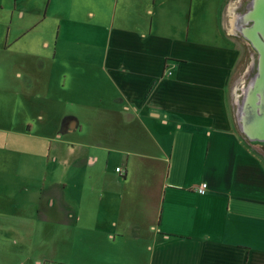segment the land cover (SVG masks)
<instances>
[{
  "label": "crops",
  "instance_id": "0c3cea01",
  "mask_svg": "<svg viewBox=\"0 0 264 264\" xmlns=\"http://www.w3.org/2000/svg\"><path fill=\"white\" fill-rule=\"evenodd\" d=\"M228 2L0 0V264H264ZM11 92L28 105L14 122Z\"/></svg>",
  "mask_w": 264,
  "mask_h": 264
},
{
  "label": "rangeland",
  "instance_id": "374dc122",
  "mask_svg": "<svg viewBox=\"0 0 264 264\" xmlns=\"http://www.w3.org/2000/svg\"><path fill=\"white\" fill-rule=\"evenodd\" d=\"M230 7L233 8L234 15L233 17L228 16V19L225 21V23L227 22L225 27L227 25V27L231 28L232 32H235V45L242 50L239 64L233 73L232 85L230 86L231 90L235 87L239 89L238 99L234 95L231 96L230 107L232 116L240 129L242 127L239 121L243 119V137L247 142L255 145L260 155L264 157V138L259 136L254 137V133H251L255 128L252 126L254 118H252L251 124L248 123L255 109H257L259 116L262 114V111L259 107L254 109L251 103L247 101L254 98L257 104L261 103L264 99V0H229L228 7L226 8L229 10ZM199 22L202 23V29L205 32L197 31L202 33V35L204 34L205 39H213L214 32L218 30L217 21H215L214 17H203ZM199 22L195 24L196 28H198ZM62 61L65 62V60ZM60 68L63 67L61 66ZM60 68H56L55 90L61 97H65L67 65L63 69ZM22 102L25 101L20 93L11 92L6 94L2 108L5 115L8 116V120L10 118L14 122L12 119L18 118L19 110H24L28 107L27 104ZM36 124L38 128L40 122L36 120ZM55 124L58 123H52L54 126ZM54 126H51L53 142H51L52 153L50 158H56L61 163L63 140L58 139ZM60 173L58 172L57 175ZM57 175L53 177L56 179L58 178ZM47 252L45 251V253Z\"/></svg>",
  "mask_w": 264,
  "mask_h": 264
},
{
  "label": "water",
  "instance_id": "95a60500",
  "mask_svg": "<svg viewBox=\"0 0 264 264\" xmlns=\"http://www.w3.org/2000/svg\"><path fill=\"white\" fill-rule=\"evenodd\" d=\"M250 102H251V106H253L254 109L256 107H259L261 109V111H262V114L259 116V114H257V109H255L254 114L251 117V120L248 121V123L251 124V121L253 120L252 118H254V120H253L254 123H253L252 126H253V128L254 127L255 128H254L253 131H251V133H254V137L259 136L261 138L262 137L264 138V103L263 104L262 103H257L256 104L254 98H252ZM262 102H264V99H263Z\"/></svg>",
  "mask_w": 264,
  "mask_h": 264
},
{
  "label": "built area",
  "instance_id": "2783aa9c",
  "mask_svg": "<svg viewBox=\"0 0 264 264\" xmlns=\"http://www.w3.org/2000/svg\"><path fill=\"white\" fill-rule=\"evenodd\" d=\"M117 170L120 172L121 168L117 167ZM208 184L206 182H203L201 185L198 186L197 190L198 193L203 194L206 192Z\"/></svg>",
  "mask_w": 264,
  "mask_h": 264
},
{
  "label": "bare ground",
  "instance_id": "6f19581e",
  "mask_svg": "<svg viewBox=\"0 0 264 264\" xmlns=\"http://www.w3.org/2000/svg\"><path fill=\"white\" fill-rule=\"evenodd\" d=\"M248 101V103L251 101V99H249V100H247ZM251 103V102H250ZM262 104L264 103V102H261Z\"/></svg>",
  "mask_w": 264,
  "mask_h": 264
}]
</instances>
